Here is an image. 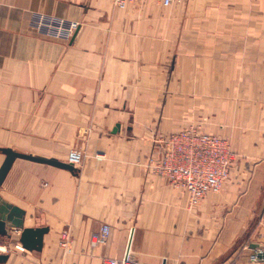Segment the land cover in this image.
<instances>
[{"label":"crops","instance_id":"crops-1","mask_svg":"<svg viewBox=\"0 0 264 264\" xmlns=\"http://www.w3.org/2000/svg\"><path fill=\"white\" fill-rule=\"evenodd\" d=\"M35 13L80 27L70 41L48 37L32 27ZM173 89L211 93L212 133L230 139L236 155L222 190L196 205L140 165L151 131L181 130L151 94ZM0 109L20 141H36L20 148L2 136L0 147L63 162L73 149L85 154L75 173L15 160L0 195L26 211L25 227L49 230L43 249L30 251L8 227L1 251L46 264L128 254L146 264H250V251L264 246V0L125 9L113 0H0ZM5 157L0 151V167ZM105 224L108 243L92 246Z\"/></svg>","mask_w":264,"mask_h":264},{"label":"built area","instance_id":"built-area-1","mask_svg":"<svg viewBox=\"0 0 264 264\" xmlns=\"http://www.w3.org/2000/svg\"><path fill=\"white\" fill-rule=\"evenodd\" d=\"M138 0H114L119 8ZM165 3H180L186 0H162ZM32 27L43 35L70 41L80 27L78 21L35 13L31 20ZM165 139V138H164ZM162 150V158L158 161L151 159L150 169L158 175L165 176L175 188L186 189L190 194L192 205L198 204L210 192H219L230 174L234 155L228 143L218 136L188 130L168 136ZM82 161L79 152L70 153L69 163L75 167ZM111 236V226L103 225L94 233L91 245H106ZM60 245L71 251L69 230L61 234ZM248 250V246H243ZM250 264H259L264 260V247L256 248L248 254ZM102 264H146L128 254L123 259L106 258Z\"/></svg>","mask_w":264,"mask_h":264},{"label":"rangeland","instance_id":"rangeland-1","mask_svg":"<svg viewBox=\"0 0 264 264\" xmlns=\"http://www.w3.org/2000/svg\"><path fill=\"white\" fill-rule=\"evenodd\" d=\"M148 1H151V0H138V1L128 4L124 8L117 7L114 3V0H113V4L118 9H125L131 4L138 3V2L146 3ZM152 1H155L156 4H159L164 8H174V7L176 8L181 5L186 4L190 0H186L180 3H177V2L165 3L162 0H152ZM55 39H58V38H55ZM59 40H63V39H59ZM178 46L179 45H176L177 48ZM173 79H177V81H179L178 79H180V76L179 75L173 76ZM174 87H180V85L178 84ZM151 94L155 95L158 98L161 104V110L164 108L165 105H168V107H170V109L166 110L167 116L168 117L170 116L172 120L178 122L180 124L181 130L175 131V132H169V133L163 132L160 130H155V131L150 132L151 142H152V151L144 159L140 160V165L145 167L150 173L154 175H158V174H155L150 169L149 165H150L151 159L158 161L159 158H162V155H161L162 150H164V147H165V141H163L162 139L164 138L166 139L168 136L172 134H177V133L188 131V130H196V131H200L205 134L218 136L222 138L228 143L230 149L233 152L234 158H235L236 155H235V152L233 151L231 140L226 137H222L220 135H216L212 133V123L210 121L211 108L209 106V102L206 100V98H209L211 96V93H202V92H197V91H180V90L173 89L171 91L151 93ZM4 122H5L4 109H0V137L5 136L2 140L18 144L20 148L30 147L31 145L34 144V142H36V141H29V140L20 141L18 138H20L19 136L21 132L18 129L14 128V126L12 125L4 124ZM12 137H16V139H13ZM21 142L22 144L20 145ZM25 144H27V147L25 146ZM73 151L79 152L82 156V161L78 165L80 166L84 161L85 154L82 150H78V149H73L70 152H73ZM69 157H70V154H69ZM69 157H68V162H69ZM98 159H101V158L98 157ZM232 166H233V163L230 167V171H231ZM158 176L164 177L169 182V179L167 177L162 176V175H158ZM180 189H183V188H180ZM65 230H68V229H65ZM61 239H60V242H61ZM244 246H248V245L245 244ZM70 247H71V251H66L60 245V248L62 249L65 255L70 254L73 250V237L72 236L70 239ZM261 247H264V246H258L257 248H261ZM1 254L8 255L10 257V260L6 262H0V264H46L43 260L39 259V257L37 256L38 254H35V253L31 254L30 252L16 251L14 249L6 248L5 251L0 250V255Z\"/></svg>","mask_w":264,"mask_h":264},{"label":"water","instance_id":"water-1","mask_svg":"<svg viewBox=\"0 0 264 264\" xmlns=\"http://www.w3.org/2000/svg\"><path fill=\"white\" fill-rule=\"evenodd\" d=\"M0 151L6 156L0 167V186L3 184L8 172L18 158L49 164L67 169L73 173L77 172V168L73 164L60 161L56 158L26 154L9 147H0ZM25 215L26 211L23 208L6 202L0 195V235L12 237L8 227L21 230L20 242L23 247L30 251H41L44 245V236L49 229L47 227H25ZM8 257V255L1 254L0 262L6 261Z\"/></svg>","mask_w":264,"mask_h":264}]
</instances>
